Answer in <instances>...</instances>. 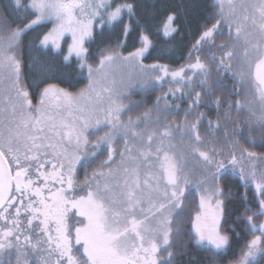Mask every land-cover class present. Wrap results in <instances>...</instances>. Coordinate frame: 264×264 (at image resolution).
Returning <instances> with one entry per match:
<instances>
[{"label": "snow or ice", "instance_id": "obj_1", "mask_svg": "<svg viewBox=\"0 0 264 264\" xmlns=\"http://www.w3.org/2000/svg\"><path fill=\"white\" fill-rule=\"evenodd\" d=\"M211 7L218 11L179 67L145 65L153 45L143 31L139 48L103 50L93 67L86 43L118 25L126 38L139 25L133 3H0V264H181L189 243L226 256L240 224L251 238L228 264H264V151L249 150L264 149V0ZM176 21L170 12L165 37L179 33ZM48 24L35 48L74 57L87 83L75 94L49 84L33 105L21 47ZM117 63L131 73L115 78ZM133 81L144 93L167 92L148 107L131 99ZM93 165L81 181L77 169ZM233 180L242 191L232 192ZM234 199L243 211L225 227Z\"/></svg>", "mask_w": 264, "mask_h": 264}, {"label": "trees", "instance_id": "obj_2", "mask_svg": "<svg viewBox=\"0 0 264 264\" xmlns=\"http://www.w3.org/2000/svg\"><path fill=\"white\" fill-rule=\"evenodd\" d=\"M2 2L3 0H0V3ZM114 2L133 3L136 7L135 16L139 20V25L133 24L134 30L126 38L122 34L123 27L120 25L114 28H106L102 34L94 32L93 41L87 42L90 52L89 62L93 67L97 65V57L103 50L116 49L126 56L129 52L139 48L141 46L140 36L142 31L143 34L149 36L153 45L143 58L145 65L160 63L167 64L170 68L179 67L186 62L190 45L202 30L200 26L208 23L207 17L211 13L218 11L217 8L211 7L215 3V0H114ZM249 2H253V0H249ZM170 12L177 14V21L175 23L180 31L178 34L174 33L171 37H165L163 35V24ZM125 22H128L127 17H125ZM51 26V24L38 26L34 31H30L24 37L21 47L24 86L32 95L34 101L38 100L36 94L42 92L43 88L49 84L78 92L87 83L86 80L79 77L78 66L74 57L71 60L65 61L63 56L58 54L55 49L42 51L35 48V45L38 44L37 38L42 33L47 32ZM219 42L217 41V43ZM119 44H123L124 46L117 49V45ZM30 46L32 47L30 48ZM60 51L65 55L66 46L64 45ZM129 70V68L128 70H125V68L123 70L110 69V73L115 78L120 79L121 76L129 75L131 73ZM133 84L138 90L132 95L131 99L133 101H144L148 107L152 106L156 96L161 95L162 92H167V88H164L144 93L142 89H139L136 81H133ZM232 99H240V97H232ZM202 110L209 111V109ZM130 115L135 117L139 115V112L130 113ZM168 115L170 119H175L177 123L183 120V113L179 115L171 113ZM210 116L212 119H215L214 112H210ZM241 143L244 147H249L243 141ZM249 150L256 152L264 151V149L260 148H250ZM92 168L90 170L95 169ZM80 180L82 181L83 179L80 178ZM228 187L231 188L234 194L242 191L238 181H229ZM251 195L250 191V200ZM228 207L233 210V216L229 218V225L225 227L233 225L234 217L241 215L243 211L238 199L231 201ZM235 227L236 232L240 233V236L236 237L229 232L230 237H232V246L226 256L213 258L210 254L198 250L189 243L187 245V255L181 259V264H228L229 261H232L239 255L245 241L251 238L246 232L241 231L242 224L235 225Z\"/></svg>", "mask_w": 264, "mask_h": 264}, {"label": "rangeland", "instance_id": "obj_3", "mask_svg": "<svg viewBox=\"0 0 264 264\" xmlns=\"http://www.w3.org/2000/svg\"><path fill=\"white\" fill-rule=\"evenodd\" d=\"M71 43V40H70V37L68 35H66L64 37V40L61 41V49L64 47V45L66 46V53L65 55H67V45ZM86 46H87V43H86ZM146 54V53H145ZM127 56V55H126ZM71 60V58H70ZM125 68V70H128V68L126 66H124L123 64H120V63H117L116 65H114L111 69L112 70H123ZM130 72L132 71L131 69L129 70ZM57 86V85H55ZM58 88H62V89H65L66 91L68 92H71L73 94L77 93V92H73V91H70L64 87H61V86H57ZM5 88H6V85L2 82V80H0V109H2L7 101V96L5 95ZM79 92V91H78ZM32 102H33V105H35L37 103V101H34L32 99ZM55 104V102H53V105ZM56 112V109L55 107H51L50 108V114H55ZM0 118H2V114H0Z\"/></svg>", "mask_w": 264, "mask_h": 264}, {"label": "flooded vegetation", "instance_id": "obj_4", "mask_svg": "<svg viewBox=\"0 0 264 264\" xmlns=\"http://www.w3.org/2000/svg\"><path fill=\"white\" fill-rule=\"evenodd\" d=\"M93 167L95 168V165H93ZM94 168H92V169H94ZM91 171H93V170H90V168L87 169L86 171L78 168L77 169V176L79 177V179L80 178L84 179L85 175H90Z\"/></svg>", "mask_w": 264, "mask_h": 264}]
</instances>
